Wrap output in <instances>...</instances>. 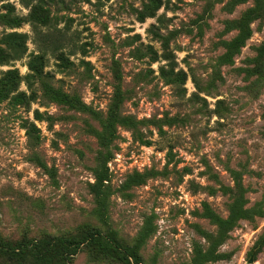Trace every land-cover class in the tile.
I'll use <instances>...</instances> for the list:
<instances>
[{
  "label": "rangeland",
  "instance_id": "obj_1",
  "mask_svg": "<svg viewBox=\"0 0 264 264\" xmlns=\"http://www.w3.org/2000/svg\"><path fill=\"white\" fill-rule=\"evenodd\" d=\"M37 1L0 0V264H264L262 0Z\"/></svg>",
  "mask_w": 264,
  "mask_h": 264
},
{
  "label": "trees",
  "instance_id": "obj_2",
  "mask_svg": "<svg viewBox=\"0 0 264 264\" xmlns=\"http://www.w3.org/2000/svg\"><path fill=\"white\" fill-rule=\"evenodd\" d=\"M262 9H264V0H262ZM150 16H152V13L149 14ZM29 19L31 20L32 23H34L35 21L37 22H41L43 24L48 23V15L44 12V10L41 9V5H40V0L37 1L31 8V11L29 12ZM4 57H8V54ZM165 58L169 59L167 56H164ZM27 67L29 70V73L26 74L27 77V85L30 87L31 86V82L30 79L34 78L35 76H40L42 73V68H43V60L42 57L38 54L34 55L28 62H27ZM174 75L179 76L180 72H174ZM183 79V78H182ZM22 97V95H21ZM234 174L236 172H233ZM262 202H257L254 204V206L252 208H248L247 210H244V214L247 215H251V214H258V215H263V209H262ZM227 221V220H226ZM225 221V222H226ZM61 241H64L63 239H61ZM63 245H65V243H62ZM131 256L133 257V259L135 260V262H140L139 261V257L137 253H130V254H125L123 256V260H125L127 262V257ZM36 257L38 258V260L42 259L44 257V253H38L36 254Z\"/></svg>",
  "mask_w": 264,
  "mask_h": 264
}]
</instances>
